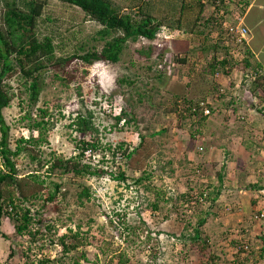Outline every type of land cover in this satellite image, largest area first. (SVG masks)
<instances>
[{"label": "rangeland", "instance_id": "374dc122", "mask_svg": "<svg viewBox=\"0 0 264 264\" xmlns=\"http://www.w3.org/2000/svg\"><path fill=\"white\" fill-rule=\"evenodd\" d=\"M111 1L121 12L136 9L135 0ZM162 2L163 0H153L151 14L156 19L166 16L167 22L164 20L163 23L175 26L183 0L179 1L180 5L176 9L178 0H175L174 10L173 7L166 6V3ZM3 6L2 2L0 9H3ZM62 10H65L66 14H62ZM75 11L79 15H75ZM45 12H48L44 14L47 18H40V33L45 35L52 31L57 37L60 35V40L56 38L55 41L57 44L61 41V45L67 48L69 54L74 52L83 54L93 47L102 48L104 41L99 40L97 34L101 25L89 20L88 17L83 18L79 8H65L57 0H51ZM174 12L176 14L173 22ZM50 15L58 21H50L48 19ZM201 27L202 24L199 29ZM215 31L217 30L214 29L211 33L205 31L203 37L200 35L197 39H191L192 46L183 45L182 40L172 42V54L185 56L186 50L190 51L195 47L190 59L193 58V61L197 62L201 58L198 65L186 61L184 68L179 67L176 77L173 76L172 79L158 76L161 53L159 49L154 51L152 46L151 54L147 55L146 52L150 51L149 46L132 42L127 43L119 63L98 64L85 71L80 60H73L67 68L68 73H60V71L55 73L54 69L46 71L45 87L34 104L30 102L24 79H21L19 74L8 76L6 83L10 87L13 99L11 105L4 109V117L7 125L10 126L9 142L13 150L19 145L26 147V143L19 144L21 138L41 136L40 128L30 129V124L45 122L42 126L44 138L39 146L32 149L36 155L44 161L53 163L60 157L74 156L79 153L76 144L80 140L76 124L73 123L76 121L75 117L78 114L89 117V113H93L92 121L95 128L94 131L87 132L86 138L99 141L100 149L95 152L96 155L91 157V160L84 158L83 163L92 162V166L99 168L102 174L88 176L85 179L86 187L91 194L89 200L84 199L81 203L77 197V187L65 185L59 197L60 203H45L48 192L54 190V183L63 181L67 184L71 178H61L60 171L57 170L47 172V167L38 173L41 175L36 180L40 181L39 184L42 186L40 192L42 198L28 204L31 205V213L34 217L37 215L35 211H39V216L36 218H42L43 224H33L32 229H40L44 232L43 236L46 235L44 242L50 243L51 238L55 243L51 248L48 246L42 248L39 243L30 242L29 233L22 237L16 236L12 222L3 218L2 231L11 238L6 239L0 234V264H24L26 258L23 252L29 247H31L32 259L35 260L45 255L52 258L62 255V247L58 239L63 234L69 233L70 229L79 231L80 236L87 241L86 246H80L72 253L79 264H114L118 254H123L128 264H145L148 256L156 250L154 249L156 244L161 246L160 250H156L157 252H167L164 258L167 260L166 264H193L192 258L198 251L192 250L191 241L184 238L173 249V243L178 240L171 241L170 235L176 233L181 236L182 232H185L188 236H194V226H197L199 219L206 212L202 208L201 213L195 216H189L187 212L185 215L181 214L180 209L183 207L180 205L184 201L181 200L180 195L191 188L192 183H197L194 181L196 178L202 179L204 183H210L214 178L217 181L219 172L226 169L224 163L228 159L225 158L233 156L234 149L239 147L240 142L244 144V140L251 139L261 142V146L264 147V130L263 135L261 132L258 133L261 128H257V123L255 127V120L254 126L249 125L248 117L244 121L229 120L230 98L219 95V90L221 86L227 88L229 79H234V76L238 83L239 75L241 76L242 73L236 69L234 76H230L229 79L222 76L217 78L212 73L215 64L213 60L218 61L226 56L221 45L216 42ZM141 47L146 51L143 55L139 53ZM64 77H69V81L63 80ZM176 95L195 100L209 99L214 108L211 116L200 121L178 118L174 112ZM116 105L124 106L129 117L135 116V119H131L127 125L113 128L116 123L113 115ZM110 108L112 113H109ZM42 109L48 111L46 115L41 111ZM143 137L145 138L141 144ZM121 143H126L130 150L140 145L128 165L126 160L119 157L120 154L114 158L107 149L109 146L117 148ZM200 146L204 151H199ZM225 148L229 152L224 156ZM204 153L205 155L202 156ZM210 153L214 155L207 159V154ZM103 158L105 161L102 160ZM15 161L21 174H27L36 167L24 152L16 157ZM120 167L127 169L129 173L133 172L134 176L149 175V178L144 179L145 186L152 185L153 190H147L145 187L135 188L132 180L129 181L132 187L127 189L125 183L107 174L114 170L118 171ZM231 171L234 175V171ZM245 171V174H249L252 169ZM196 174L201 176L197 177ZM239 181H242L241 175ZM160 190L163 192L161 193ZM161 195L169 201L163 199L164 202L160 203L161 207L153 210L149 207V202H154ZM262 197L264 198V194ZM132 198L138 202L131 201L129 204ZM232 211L234 210L228 212ZM220 220L224 221V218L211 217L200 229L202 237L209 239L211 245L209 248L226 247V251L222 249V252L226 253L224 259L231 261L234 255L232 251H228L230 249L228 245H232L233 236L228 234H241L244 239L246 238L245 240L253 241L250 249L253 247L256 254L258 253L264 244L262 240L264 226L258 227L253 237L248 238L251 234L250 229L243 228L236 219L233 218L230 223L224 222L223 225ZM189 221L193 224L188 223ZM47 224L53 226L51 231L46 229ZM126 224L130 229H136L138 233L128 235L131 230L125 227ZM115 226L121 229V236ZM229 226L230 228H227ZM147 228H150L154 240L146 239ZM159 230L165 232L162 238L160 237L162 234L156 232ZM127 238L129 241H126ZM11 245L15 246V251L9 260ZM181 248H183L182 253H177ZM206 258L207 256L204 260ZM67 263L77 264L76 260H69ZM251 264H264V259L255 256Z\"/></svg>", "mask_w": 264, "mask_h": 264}, {"label": "trees", "instance_id": "16d2710c", "mask_svg": "<svg viewBox=\"0 0 264 264\" xmlns=\"http://www.w3.org/2000/svg\"><path fill=\"white\" fill-rule=\"evenodd\" d=\"M51 0H0V5L3 2V9H0V234L7 238H11L8 234L2 231L3 218H7L10 220L16 230V236H25L26 233H29L31 243L37 242L40 247L48 246L51 248L53 246L54 240L50 238L49 242H44L46 237H44L42 230H34L32 229V225H42L43 219L36 218L39 216V211L36 212V216L31 213V205L29 202H36L39 198H42L41 188L42 186L37 182L36 178L40 177L42 170L45 168L47 163H51L48 161L42 160L38 157L32 149L41 144L43 140V129L42 126L45 122H35L30 124L29 128H40L39 138L32 135L29 138H21L19 140V144L26 143V147L18 146L16 150H13L10 147L9 142V130L10 126L7 125L4 117V109L11 105L13 96L10 93L9 85L6 83V79L9 75L19 74L21 79H24L26 88L29 92L30 102L32 104L36 103L40 97V94L45 87V79L44 73L50 69H54L57 73L67 72L69 65L74 59H81L87 64H92L96 60L104 59L110 61L112 63H117L120 60V56L125 49V44L129 39L136 40L140 36H145L149 39H154L158 28L161 26L163 21L167 22L166 16H161V18L157 19L158 23H154L153 18L150 16H146L142 18L140 21H134L130 15H124L118 12V10L113 7L111 0H57L60 2L65 8H76L80 9L82 13H86L87 15L92 16L95 20H97L100 24L103 25V28L98 32L100 36V40L105 41V44L101 50H91L85 52L84 54H69L67 48L64 45L57 44L55 39L58 38L60 40V35L57 37L55 34L47 33L41 34L39 31L40 18H47L44 14H48L45 12V9ZM170 1V2H169ZM166 3V6L174 7L175 4L173 1L169 0ZM139 8L141 12L144 10L153 12L151 8L152 2H143L141 0H137ZM181 12L184 14H180L178 24L181 27L184 23L190 20L192 14L197 8H201L200 0H183L182 2ZM65 10H62V14H66ZM76 12V11H75ZM55 14L54 12L52 13ZM75 15H79L77 12ZM145 16L146 14H142ZM50 21H58L55 17L52 18L51 15L48 16ZM155 19V18H154ZM174 22V17H173ZM185 29H187L185 27ZM122 31L123 36H113V32ZM188 30H193V28H189ZM140 54L143 55V50H139ZM173 61L179 62L180 68H184L186 61L188 59L184 58H175L170 62L166 61L163 66L161 72H159V78H171L176 74L175 69L171 66ZM244 65L250 66L252 62L249 58H245ZM228 62L226 60L217 62V66L214 65L212 68V73L216 77L219 74V77H225V74L231 73L234 76V68L228 66L226 67ZM256 67V66H255ZM257 68V67H256ZM262 69L261 67L257 68ZM159 71V70H158ZM175 71V72H174ZM73 72V71H72ZM75 73V72H73ZM259 78L256 82H253L251 85V89L247 91L245 86H242L241 89H246L245 100L243 103L248 102L251 96L258 90L263 91L264 93V73L262 75H258ZM63 80L69 81V77H64ZM216 90V89H215ZM244 93V92H243ZM177 98L180 95H176ZM263 96L262 101L263 102ZM206 98H202V101H205ZM197 100L191 99V103L196 102ZM201 101H197L199 105ZM251 104V103H250ZM264 104V102H263ZM117 107H121L122 111L120 114H116L115 119L116 123L112 126L113 128H117L120 126L121 122L124 120L127 124L131 121V119H135L129 117V113L126 108L122 105H116ZM210 108L211 104H209ZM192 106H186L185 111H191ZM200 108V107H199ZM261 113H264V108L258 109ZM45 115L48 111L42 109L41 110ZM198 112V111H197ZM264 115V114H263ZM30 117L31 114H30ZM93 113H89V117H84L82 114H78L75 117L73 123L76 124V129L78 131L79 139L76 147L79 149V153L76 157L65 160L62 157L59 158L57 162L54 161L53 164H50V168L47 172L51 171H60L61 178L65 179L70 177L71 180L64 184L63 181L60 183H54V190L48 192V197L45 203L48 202H57L60 203L59 197L61 196V192L65 185L67 186H76L77 187V197L79 201L83 203V200H89L91 197L89 188L86 187L85 179L88 176H100L102 171L98 168H93L91 164L81 163L85 156V152L88 149L93 151L99 150V141L86 138V134L89 131H94L93 126ZM89 119V120H88ZM74 124V125H75ZM98 131V130H97ZM92 133V132H91ZM140 141L143 144V139ZM29 145V147H28ZM140 145H137L132 150H130L129 146L126 143L118 144L117 148L108 147L107 149L111 152L112 156L116 158L119 156L122 159L126 160L127 165L129 161L133 159L134 155H136ZM26 153L30 162L36 164V167L33 168V171H29L27 174H21V172L17 168V162L15 158L20 156L22 153ZM103 161L105 159L103 158ZM126 165V167H127ZM223 169V168H222ZM104 171V170H103ZM109 175L113 177V179L120 181L121 183H125V187L130 189L132 186L129 184L130 180L134 182L135 188L145 187L147 190H153L152 185L145 186L146 182L144 179L149 178L150 176L143 175L142 176H134L133 172L129 173L127 169L114 170L112 172H108ZM39 175V176H37ZM198 174H196L197 176ZM223 174L219 172L218 178L220 181V186H216L214 190H211L213 183H202L200 190L199 186L195 190L190 189L187 190L186 193H182L180 197L186 200V203L192 201H196V205L198 209L204 208L205 203L211 204V209H213L216 200L220 195V188L222 187ZM81 180V181H80ZM66 183V182H65ZM199 185V184H198ZM86 187V188H85ZM189 189V188H188ZM161 193L163 192L160 190ZM159 193V195L161 194ZM194 196H190L193 195ZM164 195V194H163ZM190 196V197H189ZM165 198L158 197L154 202H149V207L153 210L159 209L160 203L164 202ZM203 199V200H201ZM133 202H138L133 198L129 201V204ZM210 211H206V214L202 216L197 226H194V236H188L185 232H182L181 236L174 233L172 234L174 238L178 241H181L184 238H187L191 241L192 250H197V253H201V255H208V259L206 262H215L219 258V249H209L210 243L208 238H203L201 236V227L206 223L207 217L210 215ZM119 214V213H117ZM217 216V213L215 212ZM146 224V222H143ZM188 223L193 224L191 221ZM147 226V225H146ZM121 227V226H120ZM128 228V224L125 225ZM53 226L47 224L46 229L51 231ZM116 228V226H115ZM118 233H121V229L116 228ZM131 232H128V235L131 233H138L136 229L133 228ZM137 231V232H136ZM147 237L146 239H153L151 236L150 228H147ZM158 234H161L162 231H156ZM79 231H74L70 229L69 233L62 235L58 241L62 247V255L59 254L55 258L51 256L45 255L44 257H40L37 260L32 259L31 256V247H29L25 252H23L24 257L26 258L24 264H71L67 263L69 260H76V263L79 264L75 257L73 258V252L76 251L80 246H86V239L81 237ZM41 235V236H39ZM122 233L120 234V236ZM230 235V234H228ZM264 235V234H263ZM231 236V235H230ZM128 237V236H127ZM236 240V239H234ZM264 241V236L262 237ZM126 241H129L127 238ZM255 244V242H254ZM157 245V244H156ZM156 250H160L161 246H156ZM194 245L198 247L195 248ZM233 248L237 249L238 245H245L251 247L253 245V241L248 239V241H243V243L239 241H233ZM175 245H173L174 249ZM240 247V246H239ZM208 248V249H207ZM257 249V248H255ZM156 250H153L152 253L148 256L145 264H166L167 260L164 259L167 255V252L161 251L160 253ZM207 252H206V251ZM15 246L11 245L10 257L14 255ZM238 252L242 255L245 252L244 259H239L238 254L234 256L230 262L233 264H251V260L256 256L259 259H264V245L260 248L258 253L252 247V249H244V247L238 248ZM225 255V254H224ZM164 256V257H163ZM85 257V255H84ZM161 257V259H160ZM117 261L114 264H128L127 260L123 258V254L117 255ZM258 260L256 261V263ZM203 264V263H202Z\"/></svg>", "mask_w": 264, "mask_h": 264}, {"label": "clouds", "instance_id": "9594fccd", "mask_svg": "<svg viewBox=\"0 0 264 264\" xmlns=\"http://www.w3.org/2000/svg\"><path fill=\"white\" fill-rule=\"evenodd\" d=\"M147 1L152 2V6L150 9H153V0H141V3L144 4L143 2H147ZM168 1L163 0L162 3H167ZM172 1L175 4V0H172ZM179 1L180 0H178L177 5L175 6V9L180 5ZM135 4H136L135 5L136 9L133 8L131 11H129L128 8H125L128 10V12H121L117 8L116 9L121 14L130 15L134 21H140L142 18H144L146 16H150L151 18H153L154 23H158L157 19L150 13V11L144 10L143 12H141L137 0H135ZM200 4H201V8H197L194 11V13L192 14V17L190 18L189 21L182 22L184 24L181 27L178 26V24H180V21H179L180 17L178 16L177 23L175 24V26L170 25L166 22L162 23L161 26L158 28V31L156 32L154 39H149L145 36H140L136 40L129 39L128 42H132L135 44L142 43L143 45H146L147 47L149 46L150 51H147V52L144 51V47L139 48V50H143V53L146 52L147 55L151 54L152 46H154V51L159 49L158 51H160L161 53L159 54L160 55V59H159L160 63H159V69L158 70H160V72H161L163 69V66L165 65L164 63L166 61L170 62L172 59H175V58H177V59H179V58L186 59L187 58L188 62H191L194 65H198L201 58L199 60H197V62H194L193 58L190 59V56L192 55L195 47L193 50H190V51L186 50L188 54L185 53L184 54L185 56H183L182 54H175V53L172 54L171 44L175 40H182L181 42L183 45L192 46L190 44L191 39H197L200 37V35H201V37H203L205 35V31H207V33H211V32H214V29H216L217 30V31H215L216 32V34H215L216 35V42L219 45H221L222 50H224L223 53H225L226 56L224 58H222L221 60L218 59V61L213 60V62H215L214 65H216L217 66L216 68H218L219 66L217 65V62H221V61L226 60L228 62L226 67H228V66H230L231 68L233 67L234 70H236V69L240 70L242 73L241 76L239 75V82L238 83H237V78L235 76H234V79L230 80L229 77L233 76V75L231 73H228V74L226 73L225 77L227 79H229L230 83H227V88L225 86L220 87L219 95L228 96L230 98V100H229L230 102H228V104H230L229 105L230 110H228L229 120H234V121H236L237 119L238 120L239 119L245 120L248 117L246 114L248 112V110L247 111L244 110L246 112H244L243 110H240L242 108V106H245V104L243 103V101L245 100V97H242L240 95V92L242 91L241 87L245 86L247 88V91H248L249 89H251V85L253 84V82H256V80L259 78L258 75H262L264 73V65L260 59V56L250 46V29L246 25L245 18H244V15H245L244 7H246L245 6L246 3L244 0H200ZM113 7H114V5H113ZM181 9H182V7L179 8V15L184 14L183 12H181ZM173 10H174V7H173ZM177 11H176V13H177ZM144 13L146 14L145 16L142 15ZM176 13L174 12L173 17ZM81 15L83 16V18L88 17L89 20L98 22L97 20L92 18V16L87 15L86 13H83ZM200 24H202V27L199 29ZM100 25H101V28L97 31L99 40H100V36H99L98 32L103 28V25L102 24H100ZM185 27L187 29H185ZM231 27H234L236 29L245 28L246 29L245 36H241L237 33L232 32ZM189 28H193V30L192 31L188 30ZM114 35L123 36L124 34L120 30V31L113 32V36ZM239 38L241 40H239ZM94 39L97 40L96 37H94ZM127 43L125 44V48H126ZM104 44H105V41L102 45V48H103ZM102 48L93 47L87 51H84V53L91 51V50H101ZM73 54L78 55V54H82V53L74 52ZM247 57L252 62V64L250 66L244 65L243 61H245V58H247ZM215 59H216V56H215ZM74 60H80L85 67V71H88V69L94 68L98 64H104V65L112 64V62L104 60V59L96 60L92 64H87L81 59H74ZM120 60H121V56H120ZM120 60L117 63H119ZM171 66L176 70V73H178L177 69L180 67L179 62L173 61L171 63ZM255 66L257 68L261 67L262 69L258 70ZM175 77H176V74L174 75V78ZM216 77L220 78L219 74H217ZM243 91L246 92V89H244ZM245 95H246V93H245ZM262 96H264L263 91L258 90L257 92H255V95L253 94L251 96L252 99H250L248 102L247 101L246 102L248 104L251 103L252 108H255V107L257 109L264 108V104H263L264 101L261 102ZM191 99H194V98L182 97V96H180L179 98L176 97L175 106H174L175 111L174 112H175L176 116H178V118L184 117V118H191L194 121H200L202 118H208L211 116L213 110L209 106V104H210L209 99L207 100V98H206L205 101L197 100V101H201L199 103V105L197 104V101L194 103H191L190 102ZM202 102H205L206 105L202 106L201 105ZM186 106H188V107L192 106L193 108L191 109V111H188V110L185 111ZM205 107H208L211 110V113L209 115H205V113H204ZM121 111H122L121 107H115V111H114L113 115L116 116V114H120ZM109 113H112V109L109 111ZM262 114H264V113H262ZM125 124L127 125V123L123 120L120 125L124 126ZM196 142H198V141H196ZM10 147H11V145H10ZM200 147H202V146H200ZM99 149H100V147H99ZM199 151H204V148H203V150L199 149ZM76 155L77 154H75L74 156H71L69 158H64V157H62V158L65 160H68V159H71L73 157H76ZM94 155H96L95 151L88 149L85 152L84 158L91 160V157H93ZM84 158H83V160H84ZM81 163L83 164V161H81ZM86 163L93 165L92 162H86ZM50 164H53V162L47 163L45 165V167H47L46 168L47 170L51 167ZM93 168H96V167H93ZM199 175L201 176V174H198L197 177H199ZM194 181H197V183L196 182L192 183L190 185L191 188H189L188 191L190 189L195 188L194 192H196L195 190L198 188V186H199V190H200L201 184L204 183V182H202L203 181L202 179H198V178H196ZM198 181H200V182L198 183ZM211 183H213V182L211 181ZM212 186H214V183ZM192 187H194V188H192ZM186 192H187V190H186ZM194 195H195V193H193V195H190V196H194ZM165 199H167L169 201L168 198L165 197ZM181 200L184 201V203H182V205H180L181 207H183V209H180L181 214L185 215V213L187 212V214H189V216H195L196 214L201 213L200 210H202V208L200 207V209H198L199 205H196V202H195V204H193V202L192 203L191 202L186 203V200H184L182 198H181ZM205 205L207 208H203L204 211L206 212L209 209V211L211 212V207H210L211 204L206 202ZM263 206H264V202L261 203L260 207L252 215L254 222L258 226H264V223L261 224V223L257 222L254 216L258 212V210L260 208H262ZM227 211H231V210H227ZM106 217H108V216H106ZM207 220H208V217H207ZM161 234H160L161 235L160 237L162 238V236L165 235V232H162ZM201 236H202V233H201ZM45 237H46V235H45ZM170 239H172L171 241H173L175 239L172 234L170 235ZM245 239L243 236H241L240 239L237 241L243 243V240L247 241ZM178 242L179 241H177L176 243H173V244L176 245ZM239 246L241 248L244 247V249L246 250L245 245H238V248H240ZM225 248L226 247H222L219 249L218 252H219V258L220 259L216 260L214 263L213 262H206L209 256L206 255L207 258L204 260V257H206V256L201 255V253H196L193 256V258H192L193 262L192 263L193 264H202V263L203 264H233V262H230V261L224 259V257H225L224 254H226V253L222 252V249H225ZM238 248L235 249V251L233 252V255L235 256L236 254H238V257H240L239 259H241V258L244 259L245 252L243 255H242V253L240 254L238 252ZM211 249H216V248L212 247ZM248 249H250L249 246H248ZM182 251H183V248L179 249L177 251V253L178 252L182 253ZM223 251H225V250H223Z\"/></svg>", "mask_w": 264, "mask_h": 264}, {"label": "crops", "instance_id": "0c3cea01", "mask_svg": "<svg viewBox=\"0 0 264 264\" xmlns=\"http://www.w3.org/2000/svg\"><path fill=\"white\" fill-rule=\"evenodd\" d=\"M244 1L246 3V7H244V18L246 25L250 29V46L258 53L264 65V0ZM240 95L244 97L245 91L242 90ZM244 104L246 107L242 106V108H244L243 111L248 110L246 114L248 116L249 125L254 126L255 122L256 127L257 123V128H261V130H258V133L261 132L263 135L264 115L256 107L252 108L251 104H248L247 102ZM244 141V144L243 142H240L239 147L237 146L236 149H234L235 153L233 156L225 158L228 160H225L224 163L226 169L221 171L224 177L222 180V187L220 188V195L216 200L213 209H211L210 217H208V219L211 217H220V219L224 218V221H219L223 225L224 222L230 223L234 218L238 221L237 223H241L243 228L248 227L250 229L252 235L250 234L248 236L249 238L253 237L254 232L260 227L254 222L252 215L264 201V198L262 197L264 194V147L261 146V142L251 141V139ZM228 152L229 150L225 148L224 156L227 155ZM204 155L205 153L202 156ZM213 155L214 154L211 153L207 154V159L208 157L212 158ZM250 169H252V171H250ZM231 170L234 171V175ZM245 170H249L251 173L245 174ZM239 175H241L242 181H239ZM211 181L214 182L215 178ZM217 184L220 186L219 178L210 189L214 190ZM227 210L234 211L228 212ZM215 212L217 213V216L215 215ZM227 228H230V226ZM233 228H236V226H233ZM258 234L260 235V233ZM231 236H233L231 240V243H233V241L239 240L242 235L232 234ZM235 236H238L239 238H236ZM228 248H230L228 251H235L233 245H228ZM224 250L226 251V248Z\"/></svg>", "mask_w": 264, "mask_h": 264}, {"label": "built area", "instance_id": "2783aa9c", "mask_svg": "<svg viewBox=\"0 0 264 264\" xmlns=\"http://www.w3.org/2000/svg\"><path fill=\"white\" fill-rule=\"evenodd\" d=\"M231 31L234 32V33H237V34H239L241 36H245V34H246V29L245 28L236 29L234 27H231ZM239 40H241V39L239 38ZM201 105L205 106L206 103L202 102ZM204 113H205V115H209L211 113V110L208 107H205L204 108ZM200 150H203V147H201ZM201 200H203V199H201ZM192 202H193V204H195L196 201H192ZM254 217H255L257 222H259L261 224L264 223V206L258 210V212L255 214ZM246 249H248V246H246Z\"/></svg>", "mask_w": 264, "mask_h": 264}]
</instances>
